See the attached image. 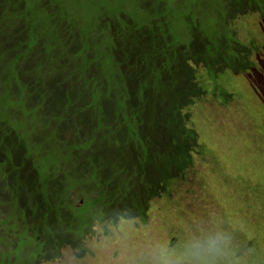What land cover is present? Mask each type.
I'll list each match as a JSON object with an SVG mask.
<instances>
[{"label": "trees", "instance_id": "1", "mask_svg": "<svg viewBox=\"0 0 264 264\" xmlns=\"http://www.w3.org/2000/svg\"><path fill=\"white\" fill-rule=\"evenodd\" d=\"M244 5L264 19V0H0V264L145 221L193 165L197 69L226 98L220 74L259 66Z\"/></svg>", "mask_w": 264, "mask_h": 264}, {"label": "rangeland", "instance_id": "2", "mask_svg": "<svg viewBox=\"0 0 264 264\" xmlns=\"http://www.w3.org/2000/svg\"><path fill=\"white\" fill-rule=\"evenodd\" d=\"M243 13L231 29L264 46L263 17L246 5ZM254 59L258 68L218 76L226 98L197 69L205 94L184 111L198 136L193 165L150 203L145 221L97 226L81 257L65 248L39 264H264V47Z\"/></svg>", "mask_w": 264, "mask_h": 264}]
</instances>
